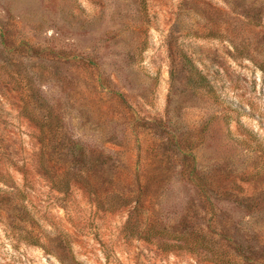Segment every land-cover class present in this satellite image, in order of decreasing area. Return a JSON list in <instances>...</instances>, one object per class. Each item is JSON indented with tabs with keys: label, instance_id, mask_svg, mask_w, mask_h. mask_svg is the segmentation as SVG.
<instances>
[{
	"label": "rangeland",
	"instance_id": "rangeland-1",
	"mask_svg": "<svg viewBox=\"0 0 264 264\" xmlns=\"http://www.w3.org/2000/svg\"><path fill=\"white\" fill-rule=\"evenodd\" d=\"M0 264H264V0H0Z\"/></svg>",
	"mask_w": 264,
	"mask_h": 264
},
{
	"label": "trees",
	"instance_id": "trees-1",
	"mask_svg": "<svg viewBox=\"0 0 264 264\" xmlns=\"http://www.w3.org/2000/svg\"><path fill=\"white\" fill-rule=\"evenodd\" d=\"M76 146H77V147H81V145H80L79 143H76ZM144 238L149 240V238H150L149 234H146V235L144 236Z\"/></svg>",
	"mask_w": 264,
	"mask_h": 264
}]
</instances>
